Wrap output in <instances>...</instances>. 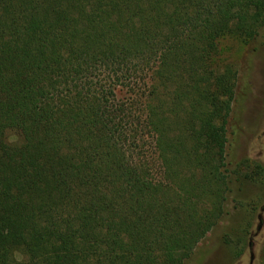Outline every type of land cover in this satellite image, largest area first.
Masks as SVG:
<instances>
[{
	"label": "trees",
	"instance_id": "16d2710c",
	"mask_svg": "<svg viewBox=\"0 0 264 264\" xmlns=\"http://www.w3.org/2000/svg\"><path fill=\"white\" fill-rule=\"evenodd\" d=\"M263 24L264 0H0V264H185L263 176L228 160L219 53Z\"/></svg>",
	"mask_w": 264,
	"mask_h": 264
},
{
	"label": "rangeland",
	"instance_id": "374dc122",
	"mask_svg": "<svg viewBox=\"0 0 264 264\" xmlns=\"http://www.w3.org/2000/svg\"><path fill=\"white\" fill-rule=\"evenodd\" d=\"M219 53L238 72L228 117V160L233 165L243 159L257 162L263 167V176L258 182L243 181L232 186L223 216L185 264H250L248 244L264 204V24L250 43L235 35L222 37ZM262 215V228L252 238V264H264V212ZM3 235L11 238L8 231ZM17 257L21 259L19 254Z\"/></svg>",
	"mask_w": 264,
	"mask_h": 264
},
{
	"label": "water",
	"instance_id": "95a60500",
	"mask_svg": "<svg viewBox=\"0 0 264 264\" xmlns=\"http://www.w3.org/2000/svg\"><path fill=\"white\" fill-rule=\"evenodd\" d=\"M264 134V133H263ZM263 212H264V204L260 207V213L257 216L258 219V224L256 226L255 232L251 234L250 241H249V250H250V264H252L254 260V253H253V242L252 238L261 230L262 225H263Z\"/></svg>",
	"mask_w": 264,
	"mask_h": 264
},
{
	"label": "flooded vegetation",
	"instance_id": "af4514ba",
	"mask_svg": "<svg viewBox=\"0 0 264 264\" xmlns=\"http://www.w3.org/2000/svg\"><path fill=\"white\" fill-rule=\"evenodd\" d=\"M264 133V132H263ZM264 135V134H263Z\"/></svg>",
	"mask_w": 264,
	"mask_h": 264
}]
</instances>
